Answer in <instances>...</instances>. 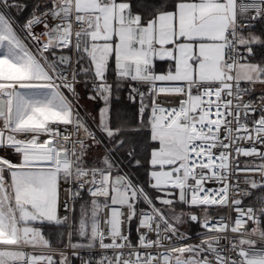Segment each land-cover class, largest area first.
<instances>
[{
  "label": "snow or ice",
  "instance_id": "snow-or-ice-1",
  "mask_svg": "<svg viewBox=\"0 0 264 264\" xmlns=\"http://www.w3.org/2000/svg\"><path fill=\"white\" fill-rule=\"evenodd\" d=\"M0 264H264V0H0Z\"/></svg>",
  "mask_w": 264,
  "mask_h": 264
},
{
  "label": "built area",
  "instance_id": "built-area-1",
  "mask_svg": "<svg viewBox=\"0 0 264 264\" xmlns=\"http://www.w3.org/2000/svg\"><path fill=\"white\" fill-rule=\"evenodd\" d=\"M134 227V226H133Z\"/></svg>",
  "mask_w": 264,
  "mask_h": 264
},
{
  "label": "rangeland",
  "instance_id": "rangeland-1",
  "mask_svg": "<svg viewBox=\"0 0 264 264\" xmlns=\"http://www.w3.org/2000/svg\"><path fill=\"white\" fill-rule=\"evenodd\" d=\"M83 102V101H82Z\"/></svg>",
  "mask_w": 264,
  "mask_h": 264
}]
</instances>
